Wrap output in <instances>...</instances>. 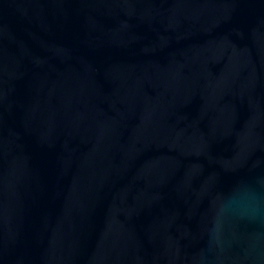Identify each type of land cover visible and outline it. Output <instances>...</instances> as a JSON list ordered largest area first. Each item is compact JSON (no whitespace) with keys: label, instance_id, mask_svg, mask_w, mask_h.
I'll list each match as a JSON object with an SVG mask.
<instances>
[{"label":"water","instance_id":"95a60500","mask_svg":"<svg viewBox=\"0 0 264 264\" xmlns=\"http://www.w3.org/2000/svg\"><path fill=\"white\" fill-rule=\"evenodd\" d=\"M0 264H264V0H0Z\"/></svg>","mask_w":264,"mask_h":264}]
</instances>
